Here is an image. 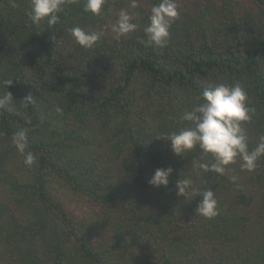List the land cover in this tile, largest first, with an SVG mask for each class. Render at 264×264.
Masks as SVG:
<instances>
[{
	"label": "trees",
	"instance_id": "trees-1",
	"mask_svg": "<svg viewBox=\"0 0 264 264\" xmlns=\"http://www.w3.org/2000/svg\"><path fill=\"white\" fill-rule=\"evenodd\" d=\"M12 2L0 0V81L12 80L0 95L14 101L0 110V264H264V156L252 172L237 158L223 175L203 173L193 168L199 149L179 157L157 139L192 126L180 118L205 88L240 83L255 149L264 136V0H176L163 49L140 43L160 0L136 9L106 0L98 16L66 0L51 28L30 21V0ZM121 10L138 28L117 40ZM73 27L103 35L84 49ZM21 130L31 167L12 143ZM169 167L168 187H151L155 170ZM186 178L215 191L217 217L195 214L199 196H177ZM68 204L87 208L79 217Z\"/></svg>",
	"mask_w": 264,
	"mask_h": 264
},
{
	"label": "clouds",
	"instance_id": "clouds-1",
	"mask_svg": "<svg viewBox=\"0 0 264 264\" xmlns=\"http://www.w3.org/2000/svg\"><path fill=\"white\" fill-rule=\"evenodd\" d=\"M106 0H84V11L92 15H100ZM66 0H30V8L27 15L33 24L46 22L51 28L60 19ZM12 6L16 7L15 0ZM129 7L136 9L137 0H130ZM176 0H160L154 4L148 18V24L144 28L145 39L140 43L145 47L166 48L169 43L170 28L179 17ZM133 14L127 10H121L116 23L112 26L115 39L135 32L138 28L133 23ZM74 41L84 49H92L102 38L103 33L86 31L80 27L69 30ZM12 80L0 81V86L8 89ZM31 100V94L25 99ZM200 101L191 110L185 111L181 120L190 122L191 127H186L178 132H170L166 136L158 137L170 143L174 155L181 157L183 153L199 149L201 162H193V168L203 173H215L223 175L226 169L241 160L242 170L252 172L257 167V161L264 156V136L254 150L249 151L245 135L244 123L250 122L251 112L248 107V96L240 83L228 85L220 83L214 87L205 88L200 96ZM14 103L12 93L5 91L0 95V110L9 108ZM60 113L61 110L57 109ZM12 143L17 152L24 157V164L31 167L36 162V155L30 150L26 133L21 130L13 135ZM172 168H158L149 179L148 183L153 188H167ZM181 176V175H180ZM232 182L236 183L237 177L233 176ZM176 194L180 197L192 195L199 196L200 203L195 209V214L213 219L219 215L218 202L215 191L211 188L201 189L194 186L193 180L177 179L175 184Z\"/></svg>",
	"mask_w": 264,
	"mask_h": 264
},
{
	"label": "rangeland",
	"instance_id": "rangeland-1",
	"mask_svg": "<svg viewBox=\"0 0 264 264\" xmlns=\"http://www.w3.org/2000/svg\"><path fill=\"white\" fill-rule=\"evenodd\" d=\"M242 3H245V4H249V0H240ZM69 205V204H68ZM69 208L71 209V210H73L74 211V213L77 215V216H79V217H81V216H83V214H84V210L86 211V208H87V206H82V207H76V205L75 204H71V205H69Z\"/></svg>",
	"mask_w": 264,
	"mask_h": 264
}]
</instances>
